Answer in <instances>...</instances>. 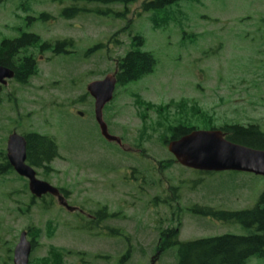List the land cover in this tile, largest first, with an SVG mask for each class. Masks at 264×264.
Wrapping results in <instances>:
<instances>
[{
    "label": "rangeland",
    "instance_id": "obj_1",
    "mask_svg": "<svg viewBox=\"0 0 264 264\" xmlns=\"http://www.w3.org/2000/svg\"><path fill=\"white\" fill-rule=\"evenodd\" d=\"M144 2H84L80 7L100 13L67 20L62 14L73 0H0V42L35 35L37 45L53 52L36 48L32 77L0 90V151L12 132L51 137L61 160L50 163L52 172L35 169L37 179L62 188L69 207L116 215L117 222L104 225L129 237L126 244L89 237L84 216L51 197L31 204L25 181L9 172L0 176V264H12L20 233L28 241L33 236L29 228L36 244L29 264H41L51 247L62 250V264H149L156 254V264H175V248L160 254L156 248L160 230L176 228L178 221L179 242L255 233L199 211L250 210L264 193V177L185 169L162 141L174 126L203 131L236 121L264 129V0H181L148 12ZM135 37L144 39L143 46L133 45ZM134 50L151 53L153 72L116 87L102 111L122 149L101 137L86 88L113 74L118 59ZM137 144L146 151L142 161L129 151ZM143 170L147 184L139 183Z\"/></svg>",
    "mask_w": 264,
    "mask_h": 264
},
{
    "label": "trees",
    "instance_id": "obj_2",
    "mask_svg": "<svg viewBox=\"0 0 264 264\" xmlns=\"http://www.w3.org/2000/svg\"><path fill=\"white\" fill-rule=\"evenodd\" d=\"M135 1L73 0L72 6L67 8L62 16L68 20L84 12L100 13L97 9L87 10L84 6L80 7V5H84V2H99L97 4L101 5L118 3L126 7ZM179 1L181 0H145L143 11H158ZM38 42V37L28 34H22L20 38L14 40H3L0 42V66L10 67L17 56L22 55V52H27V48L30 45H37L36 43ZM143 43L144 39L141 37L134 38L133 45L135 47L143 46ZM155 66L156 60L151 53L139 50L127 52L123 58H119L117 61L116 81L118 86L126 87L130 83L140 81L145 76L151 74ZM28 70V66L22 68L23 73L21 76H18L19 84H26L27 80L34 74L27 72ZM243 127L242 125L223 127L222 130L226 133L225 139L233 144L264 151V129L256 123L247 125L246 129H242ZM190 130L193 129H187L183 126L169 127L167 129L168 137L162 143L165 145L169 141L177 140L188 134ZM25 142L26 162L32 168L44 169V166H49L58 156L56 143L48 136L30 133L25 135ZM9 172H11V168L7 162L5 153L0 151V176H4ZM45 172L48 171L46 170ZM97 213L102 215L101 211H97ZM199 214L211 217L221 223H236L245 229H255V233L249 236L224 235L189 242H179L177 237L180 222L178 221L176 228L171 227L160 230L161 243L159 249L163 253L171 248H175V264H248L252 258L264 260V193L260 195L257 204L250 210L225 212L204 208L199 211ZM77 217L80 218V214ZM46 229L48 232L52 231L51 224H48ZM82 229H84V225H82ZM28 230L29 234L31 233L33 235L31 236L30 242L34 249L36 246L33 239L35 237V231L32 233V229L29 228ZM118 232L116 231L114 234ZM62 259V250L51 247L46 258L42 259L40 263L62 264Z\"/></svg>",
    "mask_w": 264,
    "mask_h": 264
},
{
    "label": "water",
    "instance_id": "obj_3",
    "mask_svg": "<svg viewBox=\"0 0 264 264\" xmlns=\"http://www.w3.org/2000/svg\"><path fill=\"white\" fill-rule=\"evenodd\" d=\"M12 78V71L0 66V85H5L6 81ZM115 84L114 75H108L103 80L90 83L86 90L94 100V119L101 137L107 142L120 145L121 141L117 137L108 134L102 119V110L112 100ZM25 147L26 142L23 137L15 133L11 134L6 144V159L13 171L28 182L31 196L35 199L46 195L56 197L61 207L70 213L74 212L75 208L67 205L56 188L36 178L35 171L25 162ZM167 151L177 164L195 171H226L264 177V151L233 144L218 130L192 131L178 140L169 142ZM30 253L31 244L26 240V233L22 232L13 250L12 263L29 264Z\"/></svg>",
    "mask_w": 264,
    "mask_h": 264
},
{
    "label": "flooded vegetation",
    "instance_id": "obj_4",
    "mask_svg": "<svg viewBox=\"0 0 264 264\" xmlns=\"http://www.w3.org/2000/svg\"><path fill=\"white\" fill-rule=\"evenodd\" d=\"M45 47H46V49L44 50ZM47 47L48 46H40V45H35V44L30 45L27 48V52H24V53L22 52V55L17 56L15 61L10 65V67H3V68H6V69L12 71L13 78L8 80L5 85H0V90L2 89V87L7 86L8 82H10V81H14L15 83H18V79H19L18 76L22 75V73H23L22 68L24 66H28L29 67V70L27 72L34 73V70H35V67H36V60H35V57H34L35 56L34 51L37 48V52L40 53V54H42L44 51L52 52V50H47ZM116 71H117V64H116V67H115V70H114L113 74H115ZM116 87H118L117 82H116V85H115V89H116ZM113 97H114V94H113ZM93 109H94V101H93ZM68 113L71 114L72 110L67 112V113H65L63 116L67 115ZM73 113H74V115L72 114L73 116H75L77 118H82L81 116H79L80 113L78 111H74ZM249 124H254V123H249ZM249 124H244L243 125L241 122L225 121L224 123H222L221 125H219L218 127L214 128V129H218L224 136H226V133L222 130L223 127H225V126L231 127V126H240V125H242V126H244L242 129H246L247 125H249ZM256 124H258V123H256ZM258 125L260 126V124H258ZM188 129H190V128H188ZM12 133H15V132H12ZM30 133L38 134V133L33 132V131L32 132L28 131L26 133H22V134H19V135L23 136L24 139H25V135L30 134ZM113 145H116V144L113 143ZM118 147L122 148V143ZM129 151H132L134 154H137V156H138V154L142 155V156H138V157L136 156V159L138 161H142V159L146 157V151L142 148V145H140V144H137L134 149H129ZM58 158H60V155L55 160H61V159H58ZM33 169L35 171V168H33ZM135 169H137V168L129 167L127 170L129 172L133 171V173H134ZM37 170H41L43 172H45L47 170L48 172L49 171L52 172L53 169H51V167H49V166H44V169L38 168ZM113 171H114V173H119V171H115V170H113ZM139 175L141 177L140 180H139V183L147 184V182H148L147 178H148V175H149L148 171L147 170L140 171ZM128 184H130V182ZM139 188H142V186H139ZM57 189L60 191V194L66 198L67 193L62 188H57ZM77 211L79 212L80 215L84 216V223H85L84 232L86 234H88L89 237L97 238V239H105V240H108V241L113 239V238H115V239H118L117 241L120 240V241L124 242L125 244H126V241L127 242L129 241V237L126 234L125 231H123L121 229H117L116 227L104 225L105 222H110V221L117 222L118 220H115V219H118V218H116L117 217L116 215H109V216L101 215V214L97 213L98 210L96 212H82V211H79V210H77ZM116 231H119V232L117 234H114ZM159 240H160V242H159V244L157 245V248H156V252L157 253H161L162 252L159 249V245L161 243V238ZM125 246H126V248H129V246H127V245H125ZM153 262H154V258L152 257L150 259V263L149 264H152ZM155 264H156V260H155Z\"/></svg>",
    "mask_w": 264,
    "mask_h": 264
}]
</instances>
